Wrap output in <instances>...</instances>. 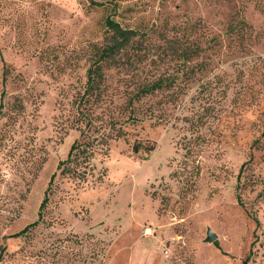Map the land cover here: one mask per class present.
Masks as SVG:
<instances>
[{
    "label": "rangeland",
    "instance_id": "374dc122",
    "mask_svg": "<svg viewBox=\"0 0 264 264\" xmlns=\"http://www.w3.org/2000/svg\"><path fill=\"white\" fill-rule=\"evenodd\" d=\"M107 20L137 32L104 70L125 136L60 176ZM0 104V264H264V0H0Z\"/></svg>",
    "mask_w": 264,
    "mask_h": 264
},
{
    "label": "trees",
    "instance_id": "16d2710c",
    "mask_svg": "<svg viewBox=\"0 0 264 264\" xmlns=\"http://www.w3.org/2000/svg\"><path fill=\"white\" fill-rule=\"evenodd\" d=\"M106 25L108 26L110 43L100 50L98 56L88 68L86 82L76 91L70 105V128L76 130L79 135L70 146L66 159L58 163L57 171L60 176L85 180L89 174L91 160L95 156L103 155L107 152L110 140H117L125 136L122 126H117L118 120L106 114L107 109L104 108L107 103L104 70L106 65H113L117 62V56L129 46L137 32L123 28L111 20H107ZM193 51L195 52V50ZM190 53L191 50L183 49L179 52V55L184 60H189L191 58ZM165 83L166 81L158 79L142 85L131 98H128L126 107L133 108V104L141 98L154 94L166 87ZM2 95L1 93V99ZM129 113L128 120L131 119L132 123L139 120L140 117L138 115L140 114H135L133 109ZM132 149L134 153H138L141 150L150 152L154 150V146L146 147L135 142ZM55 177L56 173L49 180L44 200L40 205L41 211L46 205L47 196ZM39 221L40 215L37 221L26 226L15 236L23 235L31 227L36 226ZM251 253L250 251L243 264H247Z\"/></svg>",
    "mask_w": 264,
    "mask_h": 264
},
{
    "label": "water",
    "instance_id": "95a60500",
    "mask_svg": "<svg viewBox=\"0 0 264 264\" xmlns=\"http://www.w3.org/2000/svg\"><path fill=\"white\" fill-rule=\"evenodd\" d=\"M217 240V236L213 234L212 232H208L206 236V242L207 243H213Z\"/></svg>",
    "mask_w": 264,
    "mask_h": 264
}]
</instances>
